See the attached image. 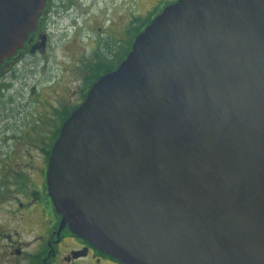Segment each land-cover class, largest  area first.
Segmentation results:
<instances>
[{
    "label": "water",
    "instance_id": "95a60500",
    "mask_svg": "<svg viewBox=\"0 0 264 264\" xmlns=\"http://www.w3.org/2000/svg\"><path fill=\"white\" fill-rule=\"evenodd\" d=\"M45 0H0V65ZM47 190L128 264H264V0H178L61 124Z\"/></svg>",
    "mask_w": 264,
    "mask_h": 264
},
{
    "label": "flooded vegetation",
    "instance_id": "af4514ba",
    "mask_svg": "<svg viewBox=\"0 0 264 264\" xmlns=\"http://www.w3.org/2000/svg\"><path fill=\"white\" fill-rule=\"evenodd\" d=\"M177 1L45 0L36 28L23 41L22 48L3 60L0 264H126L71 232L67 223L62 224V216L47 190L46 167L61 124L81 104L88 89L99 77L114 71L131 50L136 35ZM77 32L84 47L76 52V59L75 53L70 57L74 65L62 66L61 73L40 79L54 86L60 83L61 74L70 72L72 82L78 83L70 91L74 96L66 103L48 104L49 110L32 116L27 89L33 76L31 69L41 62L56 37L65 33L66 40L75 42ZM33 56V64H28L27 59Z\"/></svg>",
    "mask_w": 264,
    "mask_h": 264
},
{
    "label": "rangeland",
    "instance_id": "374dc122",
    "mask_svg": "<svg viewBox=\"0 0 264 264\" xmlns=\"http://www.w3.org/2000/svg\"><path fill=\"white\" fill-rule=\"evenodd\" d=\"M144 16L146 15L144 14ZM62 37L63 40H61ZM65 37V33H62L60 38L56 37V42H54L52 45H49L48 49L46 50L47 52L40 60L44 63L39 62L31 69L33 76L32 79L28 80L29 86L27 89L31 101L30 105L32 116L37 111L41 112V110H49L50 105L48 104L56 105L58 102L66 103L68 99L74 96L70 93V91L76 88L78 83L72 82L69 77L71 76L70 72H64V74H61V79L59 80L60 83H55L54 86L48 85V83L44 81H40V79H45L48 74L55 75L57 72L61 73L60 69L62 66L74 65V62L71 61L72 59L70 57H72L73 53L76 55V52L84 47V44L82 43L79 32L76 33L75 42H73L71 39L70 41L66 40ZM73 43H76L79 46L74 48L72 47V45H74ZM35 58V56L29 57L27 59V63L33 64ZM74 58L76 59L77 55ZM44 67L45 69L42 70ZM62 71H64V69ZM45 89L47 92H45ZM56 89L57 93L55 94ZM38 100H41L39 105L37 104ZM45 115H47L48 118L50 116L49 113H46Z\"/></svg>",
    "mask_w": 264,
    "mask_h": 264
}]
</instances>
